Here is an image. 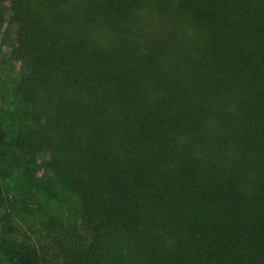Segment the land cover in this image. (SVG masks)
Returning a JSON list of instances; mask_svg holds the SVG:
<instances>
[{"label": "trees", "instance_id": "obj_1", "mask_svg": "<svg viewBox=\"0 0 264 264\" xmlns=\"http://www.w3.org/2000/svg\"><path fill=\"white\" fill-rule=\"evenodd\" d=\"M7 9L0 264H264V0Z\"/></svg>", "mask_w": 264, "mask_h": 264}, {"label": "rangeland", "instance_id": "obj_2", "mask_svg": "<svg viewBox=\"0 0 264 264\" xmlns=\"http://www.w3.org/2000/svg\"><path fill=\"white\" fill-rule=\"evenodd\" d=\"M5 17L6 21L0 33V123L10 132L9 139H11V137L18 136L20 130L28 124V108L15 93V87L19 79L28 71V67L11 58L12 49L16 44L18 27L15 23L10 22L8 9ZM48 176L49 170L46 168L39 172V177L46 178ZM57 200L62 204L64 202L61 196ZM53 202L55 206L60 205L55 200ZM3 214L4 211L0 210V228H2Z\"/></svg>", "mask_w": 264, "mask_h": 264}]
</instances>
